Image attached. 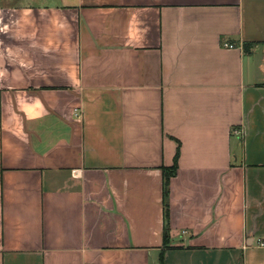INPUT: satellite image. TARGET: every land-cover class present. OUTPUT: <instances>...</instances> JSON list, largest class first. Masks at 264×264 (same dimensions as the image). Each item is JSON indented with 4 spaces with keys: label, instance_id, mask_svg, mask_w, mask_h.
<instances>
[{
    "label": "crops",
    "instance_id": "crops-1",
    "mask_svg": "<svg viewBox=\"0 0 264 264\" xmlns=\"http://www.w3.org/2000/svg\"><path fill=\"white\" fill-rule=\"evenodd\" d=\"M0 264H264V0H0Z\"/></svg>",
    "mask_w": 264,
    "mask_h": 264
},
{
    "label": "trees",
    "instance_id": "trees-1",
    "mask_svg": "<svg viewBox=\"0 0 264 264\" xmlns=\"http://www.w3.org/2000/svg\"><path fill=\"white\" fill-rule=\"evenodd\" d=\"M176 160L174 165L170 168H162V195H163V213H164V242H167L169 236V228H168V216H169V205H168V197H169V183L170 179L176 174Z\"/></svg>",
    "mask_w": 264,
    "mask_h": 264
},
{
    "label": "built area",
    "instance_id": "built-area-1",
    "mask_svg": "<svg viewBox=\"0 0 264 264\" xmlns=\"http://www.w3.org/2000/svg\"><path fill=\"white\" fill-rule=\"evenodd\" d=\"M224 47H226V48H230V49L233 48L232 45H228V44H224ZM183 234H186V232L184 231Z\"/></svg>",
    "mask_w": 264,
    "mask_h": 264
}]
</instances>
